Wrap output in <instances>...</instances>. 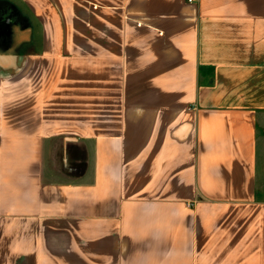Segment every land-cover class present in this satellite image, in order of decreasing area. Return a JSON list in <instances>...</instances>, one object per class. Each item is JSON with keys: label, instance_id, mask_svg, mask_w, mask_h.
Wrapping results in <instances>:
<instances>
[{"label": "crops", "instance_id": "1", "mask_svg": "<svg viewBox=\"0 0 264 264\" xmlns=\"http://www.w3.org/2000/svg\"><path fill=\"white\" fill-rule=\"evenodd\" d=\"M0 2V264H264V0Z\"/></svg>", "mask_w": 264, "mask_h": 264}, {"label": "rangeland", "instance_id": "2", "mask_svg": "<svg viewBox=\"0 0 264 264\" xmlns=\"http://www.w3.org/2000/svg\"><path fill=\"white\" fill-rule=\"evenodd\" d=\"M23 15L20 14L12 4L8 2H0V50L8 53L18 52L21 49L27 50L29 46L27 45L29 41V37L31 36V29L29 27L27 19L22 17ZM19 40V41H18ZM28 84H25L27 87ZM10 86V91L13 88ZM19 86L17 85V91ZM22 103L21 106H13L14 98L10 94L8 97V106L6 108V113L10 118V122H17L22 120H27L28 118L33 117L34 114L29 111L28 109V101L29 97L26 95L24 96H17V102ZM55 122V121H54ZM26 124V123H25ZM68 130V135L62 137H55L51 141L43 143V161L46 162L47 167L54 168V175L53 177L60 180L66 178L67 180L78 178L82 179H89V171L91 166V154H90V147L88 144L83 149V158L80 159V162L84 163V172L76 174L75 170L73 169L74 166H65L61 167L62 161H66V157L70 155H75L76 148L72 147L71 145L65 144L63 145V141L61 140L63 137H77L76 127H61L60 125L52 126V130H59V129ZM61 147H64L63 149ZM82 147L79 146L78 151L81 152Z\"/></svg>", "mask_w": 264, "mask_h": 264}, {"label": "built area", "instance_id": "3", "mask_svg": "<svg viewBox=\"0 0 264 264\" xmlns=\"http://www.w3.org/2000/svg\"><path fill=\"white\" fill-rule=\"evenodd\" d=\"M189 2H191L192 0H188Z\"/></svg>", "mask_w": 264, "mask_h": 264}]
</instances>
